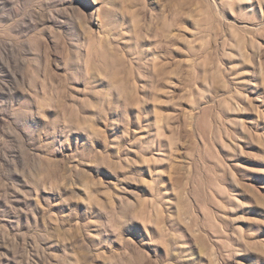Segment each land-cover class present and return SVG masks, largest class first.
<instances>
[{
  "label": "rangeland",
  "instance_id": "obj_1",
  "mask_svg": "<svg viewBox=\"0 0 264 264\" xmlns=\"http://www.w3.org/2000/svg\"><path fill=\"white\" fill-rule=\"evenodd\" d=\"M0 264H264V0H0Z\"/></svg>",
  "mask_w": 264,
  "mask_h": 264
}]
</instances>
